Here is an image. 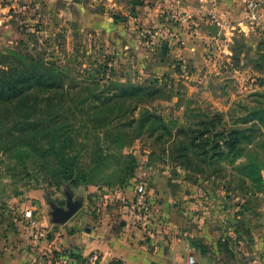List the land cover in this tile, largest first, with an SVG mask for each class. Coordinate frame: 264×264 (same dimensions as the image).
Listing matches in <instances>:
<instances>
[{
  "label": "rangeland",
  "instance_id": "1",
  "mask_svg": "<svg viewBox=\"0 0 264 264\" xmlns=\"http://www.w3.org/2000/svg\"><path fill=\"white\" fill-rule=\"evenodd\" d=\"M173 1L183 7H174ZM223 1L0 0V69L41 66L55 76L54 89L29 90L43 104L33 118L74 106L75 114L68 117L87 126L79 135L82 149L69 150L78 156L75 182L60 185L51 171L52 150H31L20 141L14 147L7 138L16 132L14 124L0 114V143L14 147L5 150L0 144V223L8 225L25 210L48 214L49 201L66 208L70 193L71 201L79 203L83 231L93 227L84 216L96 211L115 230L142 229L144 215L151 228L159 199L150 189L165 194L168 181L176 200L157 208L175 225L176 218H189L190 197L183 201L177 193L189 182L198 184L192 197L226 196L234 213L238 197L257 204L253 197L264 193V0H252L251 8L249 0H239L244 16L231 26L220 11ZM112 82L156 87L158 97L138 102L134 115L147 109L169 133L158 129L164 133L158 139V132L138 135L119 126L102 130L109 108L97 96L81 100L109 91ZM135 102L123 105L131 108ZM205 129L209 140L220 143L233 129L252 141L242 145L243 156L231 164L220 158L208 164L193 151L182 157L178 141L201 138ZM202 151L212 153L194 150ZM185 190L191 193L188 186ZM31 200L38 209H32ZM129 213L133 218L126 221Z\"/></svg>",
  "mask_w": 264,
  "mask_h": 264
},
{
  "label": "crops",
  "instance_id": "2",
  "mask_svg": "<svg viewBox=\"0 0 264 264\" xmlns=\"http://www.w3.org/2000/svg\"><path fill=\"white\" fill-rule=\"evenodd\" d=\"M172 3L179 9L183 7L175 1ZM223 3L220 11L228 18L229 26L242 19L244 10L239 0H224ZM149 18L154 16L149 13ZM168 182L165 194L154 193V187L150 189L159 200L155 202L152 216L155 226L146 230L133 225L115 230L106 221L108 219L97 215L96 211L89 217L84 216L92 221L93 227L83 231L79 208L63 223L54 222L51 212L45 215L34 212L31 217L23 214L9 219L8 225L0 223V264H53L57 261L85 264L92 253L98 254L103 264L116 261L120 264H264V193L253 197L257 204L252 206L244 198H236L240 201L234 205V213L229 209L233 204L226 196L215 198L210 192L205 198L192 197L198 184L189 182L187 186L191 193L188 194L187 186L182 185L177 191L181 194L179 197H184L183 201L187 195L190 197L186 202L189 218L178 216L176 222L179 223L175 225L169 219L170 214L157 208L159 204L166 202L168 205L176 200V196L171 195L174 189L168 192V187L173 185ZM30 202L34 204L33 210L38 209V202ZM128 216L133 218L129 213L124 216L126 221ZM39 232H42L41 236L37 235Z\"/></svg>",
  "mask_w": 264,
  "mask_h": 264
},
{
  "label": "trees",
  "instance_id": "3",
  "mask_svg": "<svg viewBox=\"0 0 264 264\" xmlns=\"http://www.w3.org/2000/svg\"><path fill=\"white\" fill-rule=\"evenodd\" d=\"M52 72L46 67H28L26 65L20 67L9 65L5 70L0 69V114L4 119L10 120L14 124L13 130L16 132L7 137L8 142H13L14 147L17 145L15 143L20 141L31 150H52L51 162L53 166L51 171L57 175L58 184L61 185L69 181L75 182L74 171L78 165V156L69 150L82 149L83 145L79 140V135H81V130L87 132V126L83 127L68 117L75 114L74 106L63 108L59 114H52L48 118H33L39 116L37 111H42L43 104L38 101V95L29 92V90L36 86L47 91L54 89L56 87L53 82L55 76ZM157 95L158 89L151 85L112 82L109 91L90 94L81 101L85 103L88 98L97 96L96 101L109 108V114L104 115L100 123L102 130L119 126L124 129H132L138 135L143 132L154 135L158 129L169 133L165 122L147 109H142L138 115H134L138 102L143 103L145 99L156 98ZM46 99L48 98L46 97ZM129 99L136 101L131 108L123 105V102ZM98 108H102V106ZM113 110L116 111L113 112ZM93 130L97 129L93 127ZM199 134L201 138L188 136L184 140L178 141V149L182 152V157L188 151H193L197 157L204 156V160L208 164L212 163L215 158L226 160L231 164L243 156L244 147L242 145L252 141V137L246 135L244 131L240 132L236 129L230 130L225 136H222L221 143L213 138L209 140L207 129ZM163 135V132H158L156 137L160 139L164 137ZM43 142H46L47 146H44ZM2 143L5 150L14 148L10 144ZM2 143H0L1 147ZM194 150H212V153L208 151L198 153ZM249 173H244V175ZM113 264H120V262L116 261Z\"/></svg>",
  "mask_w": 264,
  "mask_h": 264
},
{
  "label": "built area",
  "instance_id": "4",
  "mask_svg": "<svg viewBox=\"0 0 264 264\" xmlns=\"http://www.w3.org/2000/svg\"><path fill=\"white\" fill-rule=\"evenodd\" d=\"M247 5H248L249 8L253 7V1L252 0H249L248 3H247ZM138 190L141 191V193H140V199H143V195L145 194V188H144V186L142 184L139 185ZM143 213H146V211H143ZM31 215H32L31 210H26L24 212V216L25 217H31ZM148 223H149L148 217H146V215L142 216L141 217V223L140 224H141V227L144 230H146L148 228L147 227ZM37 235L38 236H41L42 235V232H39V234H37ZM192 261H193L192 258H190V262H192ZM53 264H62V262L61 261H57V262H55ZM85 264H103V263L99 260L98 254L92 253V254H90L87 257Z\"/></svg>",
  "mask_w": 264,
  "mask_h": 264
},
{
  "label": "water",
  "instance_id": "5",
  "mask_svg": "<svg viewBox=\"0 0 264 264\" xmlns=\"http://www.w3.org/2000/svg\"><path fill=\"white\" fill-rule=\"evenodd\" d=\"M71 194L67 193V202L66 208L61 206H56L53 203H50L52 208L51 214L53 215V220L56 223H63L69 219L71 214L78 208L79 203L71 201Z\"/></svg>",
  "mask_w": 264,
  "mask_h": 264
}]
</instances>
